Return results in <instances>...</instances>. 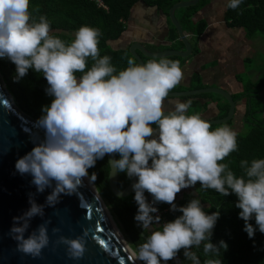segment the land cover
I'll list each match as a JSON object with an SVG mask.
<instances>
[{"label":"clouds","instance_id":"1","mask_svg":"<svg viewBox=\"0 0 264 264\" xmlns=\"http://www.w3.org/2000/svg\"><path fill=\"white\" fill-rule=\"evenodd\" d=\"M242 2L228 0L226 7L234 10ZM29 7L30 0H0V58L15 65L18 79L30 69L42 74L48 85L45 92L53 98L42 107L35 125L43 130L44 139L34 140L31 151L14 165L17 173L32 177L37 193L51 189L47 206L54 207L61 195L74 194L85 178L94 182L96 175L89 176L88 170L97 160L118 155L109 161L111 170L136 178L134 220L150 233L133 251V264H167L181 251L192 264H201L194 247L203 244L206 257H219L220 249L227 248L223 241L219 246L210 242L219 212L207 214L199 199L182 207L175 204L181 190L197 183L221 196L234 194L248 237L257 230L264 234V159L240 161L244 175L238 177L220 162L237 151L236 131L227 125L212 130L199 114L188 115L191 100H177L174 110L164 111V101L184 79L179 61L152 58L137 64L128 59V66L117 71L109 56H100V29L81 26L66 43L52 34L46 16H33ZM89 58L93 64L85 71ZM28 203L22 215L13 217L9 234L18 252L36 258L49 244L48 222L25 237L32 218L44 216V205L31 194ZM160 203L181 215L160 225L153 206ZM253 219L255 227L249 223ZM153 224L160 230H152ZM57 243L67 246L71 259L84 254L83 237L61 236ZM204 264L221 260L208 258Z\"/></svg>","mask_w":264,"mask_h":264},{"label":"trees","instance_id":"2","mask_svg":"<svg viewBox=\"0 0 264 264\" xmlns=\"http://www.w3.org/2000/svg\"><path fill=\"white\" fill-rule=\"evenodd\" d=\"M107 10L97 7L92 0H30L29 11L33 16L38 17L44 15L51 22V32L66 43L70 42L73 37L67 34H73L81 26H90L98 28L101 31L99 37V53L103 57L105 55L111 58L112 65L117 71L124 70L128 65V59H132L128 50L112 49L111 44L118 41L125 31V23L131 6L136 0H101ZM146 5L155 6L163 15H167L169 7L180 1L188 0H142ZM208 0H200L195 6L185 8L181 25H186L187 30L195 34L199 39L205 29V23L199 22L195 26L190 24V16L203 8ZM39 11H35L36 8ZM225 19L229 27L242 28L246 34V38L252 39L255 34L264 42V0H243L241 5L236 9L227 8ZM193 51V49H192ZM193 55L197 54L194 53ZM169 60H182L171 58ZM93 61L89 58L86 70L90 69ZM81 73H77L80 76ZM0 80L8 93L12 96L15 106L25 115L39 119L42 115V107L48 106L53 99L48 96L45 89L48 87L46 80L42 74H38L31 69L23 78H17L15 65L7 58H0ZM264 87V77L258 79L255 83H246L242 93L232 95L233 100L237 101L245 99L246 111L243 117V123L251 125L247 135L237 134V151L231 153L221 163L228 165L238 177L244 175L243 169L240 168V161L247 160L249 163L253 159H264V118L256 121L254 115L264 112V104L258 101L261 99L259 92ZM209 94H201L198 96L188 97L192 99V106H196L200 97H207ZM209 97V96H208ZM221 97V96H219ZM223 98V97H221ZM225 105L218 106L219 118L227 115L229 104L223 99ZM255 107H253L254 105ZM261 105V106H260ZM251 117L252 121H248ZM256 120H255V119ZM231 121L226 124L229 125ZM153 127H155L153 125ZM212 130H214L212 126ZM119 159V156L116 155ZM89 176L93 173L96 179L93 186L98 194L106 201L107 206L115 217L118 225L124 234L130 250L133 252L139 247L144 240L139 236L138 231L146 237L149 230H142L138 225V231L133 228L132 216L137 205L134 201V192L132 191L128 197L118 198L114 196L108 187L109 166L106 157L97 160L95 167L88 170ZM129 179L126 173L118 174V188L123 190L128 184ZM192 199H199L203 210L207 214L219 212V218L213 229L211 243L219 246V242L223 241L226 249H220L219 257L213 254L205 256L203 252V244L199 248H193L196 252L201 264L208 258L220 259L221 264H264V234L258 230L253 238H249L244 229V221L239 218L240 209L235 207L237 197L234 194L221 196L214 190H202L200 184L195 185V195H176L175 204L177 207L186 206ZM168 204L160 203L157 207L162 209ZM181 213L169 212L166 214V222H170L177 218ZM250 224L255 227V221L250 220ZM152 230H160V225L153 224ZM167 264H192L190 260H186L181 251L175 260L168 261Z\"/></svg>","mask_w":264,"mask_h":264},{"label":"water","instance_id":"3","mask_svg":"<svg viewBox=\"0 0 264 264\" xmlns=\"http://www.w3.org/2000/svg\"><path fill=\"white\" fill-rule=\"evenodd\" d=\"M199 1H180L171 5L167 10L168 20L177 30L178 42L182 44L184 51L170 50L150 53L137 44H132L128 48L131 58L137 64H143L136 55L137 52L148 60L152 58H176L182 61L194 59L192 45L183 33L182 27L175 17V11L195 6ZM208 93L223 97L228 102L229 109L227 115L220 119L201 118L211 125L225 124L231 121L235 114L236 101L233 100L230 93L220 87L207 86L201 89L170 92L165 101L169 100V104H173L172 110H174L175 101H192L187 98ZM192 107L191 105L188 109V115H190ZM36 121L37 119L25 115L15 106L12 96L5 90L0 80V264H133L125 244L116 236L109 224L105 211L108 208L105 206L104 209L94 201L84 182L74 194L61 195L59 202L54 207H49L45 200L51 193V189L37 193L35 186L31 184L32 177L27 174L22 176L16 172L15 162L31 151L34 147V140L39 142L44 139L43 130L35 126ZM105 157L109 166L108 187L111 193L118 198L128 197L133 191L132 184L136 182V178H130L129 184L120 190L118 174L115 175L109 164L110 160L117 158L109 155H105ZM29 194L38 205H44V216L43 218L39 216L32 218L25 237L38 225L48 222L49 244L36 258L18 252L16 242L9 234L13 217L22 215L30 207ZM136 214L137 207L132 216V224L133 228L138 231L137 222L134 220ZM53 229H58V231L54 233ZM138 234L143 240L145 239L139 231ZM61 236L67 239L83 237L85 246L83 256L79 259L69 258L67 246L57 243Z\"/></svg>","mask_w":264,"mask_h":264},{"label":"crops","instance_id":"4","mask_svg":"<svg viewBox=\"0 0 264 264\" xmlns=\"http://www.w3.org/2000/svg\"><path fill=\"white\" fill-rule=\"evenodd\" d=\"M227 2L228 0H208L206 5L192 16L190 21L195 24L202 21L206 26L199 39L193 37L195 34L187 30L186 25H181L185 36L192 39L190 45L197 54L194 55V59L180 62L184 79L171 92L201 89L207 86L220 87L231 96L243 92L244 87L238 81L237 76L238 73L244 72L245 61L250 62L253 57L254 51L251 43L253 38H246L242 28L227 25L225 19ZM183 19V14H181L180 24ZM112 44L117 50H128L132 44H137L150 53L170 50L184 51V47L178 42L177 30L172 27L167 15L160 13L155 6L146 5L142 0H136L131 6L125 23V31L122 37ZM136 55L142 63L148 61L137 52ZM249 75L252 83L260 78V73H254L252 70L249 71ZM259 95L264 100V87ZM208 96L196 99L199 103L196 106L201 107L200 116L207 120L220 119L218 106L222 105L217 104L216 101L213 102L212 97ZM169 103V100L164 101V111L173 109V104ZM246 103L245 99L236 101L233 120L227 125L237 133L244 128L243 117ZM262 117H264V112ZM187 189L181 190L178 197L195 194V186L192 190L194 192L189 191L187 194L185 193Z\"/></svg>","mask_w":264,"mask_h":264},{"label":"rangeland","instance_id":"5","mask_svg":"<svg viewBox=\"0 0 264 264\" xmlns=\"http://www.w3.org/2000/svg\"><path fill=\"white\" fill-rule=\"evenodd\" d=\"M185 11H186L185 9H178V10L175 11V17H176V19L178 20L179 23L181 22L179 20L181 13H183ZM190 24H192L193 26L196 25L195 22H193V21H190ZM181 27L183 28V26H181ZM67 36L73 37V34H67ZM188 40L189 41H192V39H190V38H188ZM251 43L253 45V51H254L253 57L251 58V61L250 62L245 61L244 65H243V71L244 72L243 73H238V76H237L238 81L240 83H242V86L243 87H244V85H246V83H249V82L252 83L251 82L250 75H249V71H251V70L254 71V73H260V78L261 77H264V42L260 39L259 36H257V34H255V37L253 38V40H251ZM112 47H113V44H111V48ZM112 49H114V48H112ZM227 55H228V52H227ZM209 96L212 97L213 102L216 101V103L219 104V105H225V102L223 100L224 98L219 97V95L209 93ZM258 102L261 103L262 105L264 104V100L263 99H260ZM253 107H255V105ZM200 108H201L200 106H194V107H192V109H190L189 114L190 115L199 114ZM254 116L257 119L256 120L254 118L256 121H261V119L264 118V117H262V114L261 115L260 114H256ZM232 120H231V122H232ZM248 121H252L251 120V117H248ZM224 125H227V124L226 123L225 124H213L212 126H213V128L215 130V128H217L219 126H224ZM250 126L251 125L244 124L243 130H241L237 134L238 135H244V136L247 135L248 130L250 129ZM87 180L90 183L91 187L94 189V191L97 194L98 198H100V200L102 201V203L108 208L106 201L100 196V194H98L96 192V190H95V188L93 186V183L90 182L89 179H87ZM193 189H194V187L188 188L185 193L188 194L189 191H192ZM192 192H194V191H192ZM194 195H190V196H194ZM108 210H109V208H108ZM108 212H110V210ZM109 216L111 217V220L115 223L116 227L119 230V233L121 234V236L124 238V240L126 241V243L128 245V242H127L124 234L122 233L120 226L118 225L117 221L115 220V217L112 216L111 212L109 213ZM140 263L142 264V262H140Z\"/></svg>","mask_w":264,"mask_h":264},{"label":"bare ground","instance_id":"6","mask_svg":"<svg viewBox=\"0 0 264 264\" xmlns=\"http://www.w3.org/2000/svg\"><path fill=\"white\" fill-rule=\"evenodd\" d=\"M88 178H85L83 180L84 184L86 185L91 197L94 199V201L97 203V204H100V206L104 207L105 209V205L102 203V201L100 200V198H98L97 194L95 193L94 189L91 187L90 183L88 182L87 180ZM106 214H107V218H108V221H109V224L112 228V230L114 231V233L116 234L117 237H119L122 242L125 244L126 246V250H127V253L130 257V260L133 262L132 260V251L130 250V247L127 245L126 241L124 240V238L121 236V234L119 233V230L118 228L116 227L115 223L111 220V217L109 216V212L108 210L106 209ZM135 264H141L139 261H135Z\"/></svg>","mask_w":264,"mask_h":264},{"label":"built area","instance_id":"7","mask_svg":"<svg viewBox=\"0 0 264 264\" xmlns=\"http://www.w3.org/2000/svg\"><path fill=\"white\" fill-rule=\"evenodd\" d=\"M92 1L95 2V4H96L97 7H101V8H103V9L107 10V8L104 6V4L102 3L101 0H92ZM145 197H146L147 201H148L149 203H151V201H152V197H151L147 192H145ZM153 206L156 207V208L158 209V212L155 213L154 215H159V217H160V225H162L163 223L166 222V218H165V217H166V214H168L169 212H171V211H170V206L167 205V206H165V207L162 208V209L158 208V207H157V204H155V205H153Z\"/></svg>","mask_w":264,"mask_h":264}]
</instances>
